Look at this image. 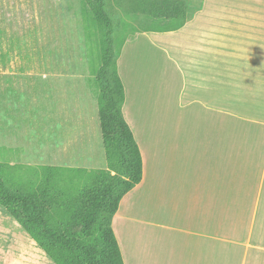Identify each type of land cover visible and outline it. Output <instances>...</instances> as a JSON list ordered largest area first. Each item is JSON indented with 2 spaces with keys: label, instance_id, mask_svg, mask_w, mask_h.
Listing matches in <instances>:
<instances>
[{
  "label": "crops",
  "instance_id": "crops-1",
  "mask_svg": "<svg viewBox=\"0 0 264 264\" xmlns=\"http://www.w3.org/2000/svg\"><path fill=\"white\" fill-rule=\"evenodd\" d=\"M149 32L171 36V109L153 83L160 116L132 130L143 178L112 223L124 263L264 264V0H190L184 26ZM61 128L45 165L107 168L101 127Z\"/></svg>",
  "mask_w": 264,
  "mask_h": 264
},
{
  "label": "rangeland",
  "instance_id": "rangeland-1",
  "mask_svg": "<svg viewBox=\"0 0 264 264\" xmlns=\"http://www.w3.org/2000/svg\"><path fill=\"white\" fill-rule=\"evenodd\" d=\"M113 6L122 20L114 35L119 74L137 84L127 116L139 143L143 123L160 116L148 113L157 99L147 94L153 83L162 89L158 105L171 109L172 41L146 31L166 23ZM98 67V31L83 0H0V162L9 176L30 183L52 153L50 142L60 140L61 122L76 114L98 134ZM65 168L60 185L77 191L86 174ZM0 264H55L1 206Z\"/></svg>",
  "mask_w": 264,
  "mask_h": 264
},
{
  "label": "trees",
  "instance_id": "trees-1",
  "mask_svg": "<svg viewBox=\"0 0 264 264\" xmlns=\"http://www.w3.org/2000/svg\"><path fill=\"white\" fill-rule=\"evenodd\" d=\"M189 1L83 0L98 31L97 101L107 168L70 169L86 174L76 191L60 185L68 168L37 166L27 183L9 176L0 162V206L55 264H125L112 223L124 196L142 181L143 159L123 112L126 94L114 40L122 20L113 3L167 25L146 31L169 32L187 23Z\"/></svg>",
  "mask_w": 264,
  "mask_h": 264
}]
</instances>
